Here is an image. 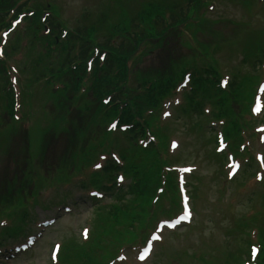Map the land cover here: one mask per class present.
Returning <instances> with one entry per match:
<instances>
[{"label": "rangeland", "instance_id": "1", "mask_svg": "<svg viewBox=\"0 0 264 264\" xmlns=\"http://www.w3.org/2000/svg\"><path fill=\"white\" fill-rule=\"evenodd\" d=\"M38 1L52 2L57 8L56 12L60 14L61 20L68 27L75 24L81 27L84 25L99 27L100 29L93 27L96 30L95 34L99 36L98 41L105 40L108 27L105 25L99 26L97 23L101 0ZM158 1L161 2V0H116L118 7L117 10L110 9V20L117 21L120 17L124 18L125 16H122L121 10L127 11L129 15L126 16L130 17L143 8L144 5L149 3L159 4ZM204 1L207 2V5L202 7L201 10L205 11L207 16L205 22L201 20L199 26L193 27V32L191 33L188 30L181 33V35H178V32L177 34L172 32L170 35L172 38L158 40L156 46L150 49L151 53H147L138 59L135 67L144 70L145 67L153 65L155 67H152V69H157L160 65V75L165 74L166 71L172 73L178 65L184 62L181 56H187L191 53V49L186 46L185 42H189L195 47V42L192 39L197 38L199 44L208 51L209 55L217 52L219 71L226 82L229 80V76L231 77V73L239 74L238 78L241 81L240 91L242 92L238 96L241 99L246 94L249 82L256 80V74L253 67H251L252 59L250 58L245 63L241 62L242 50L245 46L244 42L247 43L250 37H253V35L250 36L243 30H259V35L264 41V0H255L254 2L243 0V3L238 0ZM141 3L144 4L141 5ZM85 10H88L93 17H89V19L82 18L80 15ZM46 17L48 18V15ZM202 25L203 28H200ZM212 43L217 45L215 51H210L209 49V45ZM19 58L20 55H17L13 60H9L8 64L16 66V61ZM187 58L185 57L184 59ZM258 73L259 77L261 76L262 81H264V66L258 70ZM67 74H61L62 78L65 76L64 78L66 79L68 77ZM15 76L18 77V75ZM23 76L20 75L19 77L20 87H22ZM55 88L57 87L55 86ZM32 89L35 92H33L34 96L31 100L32 113L34 114L36 110L40 109V104H43L42 102L44 101L39 100L40 85H34ZM67 97H69V93L64 92L61 96L57 94L50 97L51 102H46L48 101L46 99L44 103V105L47 104L46 117L60 119V114H57V111L60 109L61 103H71V101L68 102L66 100ZM182 97V88L179 87L171 100L172 104L175 105L181 102ZM69 100H71V97H69ZM262 101L264 104V95ZM19 110L18 116L21 114V107ZM169 111L174 112V107L169 109ZM35 115H37V112H35ZM251 118L253 126L251 128L247 125L245 126L247 130L244 132L246 139L244 146L249 150L251 156L256 154L264 156V130L258 132L257 129H254L255 127L257 128L258 124L264 122L262 121L264 109L258 116ZM85 119L87 117L84 118L81 115L75 123V128L73 127L65 136L55 134L53 137L51 134L48 135L49 140L45 143L43 150H35L30 155L33 161L31 160L27 163V153L23 157L18 158L16 164H20L19 173L23 172L17 173L15 178L12 177L16 175V173H14L15 175L13 174L14 168H16L14 166L15 155L5 158L3 156L4 153H0V210L8 205L16 204L20 194L23 191H28L27 189L31 187L30 177H34L37 180L38 186L44 185L41 182H44L45 179L46 181H57L60 175L66 174L71 168L76 169L83 163V160L90 155L85 150L86 139L84 138L85 136L86 138L88 137L92 127L96 124V121H91L85 127L83 123ZM182 122L188 126L190 125V121L185 116L179 117L178 121L173 120L174 133H172L173 136L171 137L178 141L179 147L177 151L171 150L179 156L182 164L191 165L195 168L192 171L193 173L187 176L189 184L186 185L190 195L198 194L197 197H194L195 199H192L194 209L192 223L195 226L193 228L182 226L170 231L167 228L165 229V226H162L161 230H159L158 225L154 224L152 230L160 232V240L152 241L153 250L151 255L143 261L139 255V245H136V247H129L121 251L125 253V260H122L119 264H225V255L232 254L241 244L240 237H245L243 233L245 228L243 229L240 225L239 218L244 214L258 210L255 197L257 194L264 193V160L262 162L255 160L262 165L259 167L258 164H253L251 168V172L258 171V168H261L259 169L262 174L261 180L257 181L253 174V176H248L243 186H236L237 184L230 183L227 180L225 175L227 169L225 165H220L223 160H218L213 156V149L215 150L216 144L213 142L206 143L207 141L204 139L205 133L200 136L196 128L190 130V127H182ZM26 125L30 129L31 121L28 120V122L22 123L21 129L26 128ZM214 125H216L215 131L219 130L220 126H218V123ZM45 130L47 131L48 129ZM252 131L257 133L252 134ZM30 137L32 143L38 145L40 132H38L37 127L31 129ZM79 143L82 144V147ZM229 151L230 149L227 150L226 148L222 157L226 158L229 155ZM20 155L22 156V154ZM250 155L246 154V156L251 157ZM98 159L99 157L91 165L72 176L69 184H58L55 187L52 186L53 188L47 187L39 191L38 199L43 201V205H48L49 207L44 211L40 207L30 204L28 206L30 216L26 220L28 224L24 227L21 234H37L41 231L43 233L42 238L36 242L31 250L15 255L13 258L9 254L13 253V251L3 247L0 243V264H55L50 256V248L55 243L62 244L64 240L71 238L81 239L84 229L91 228L90 218L97 215L94 212V204L89 198L91 189H80L79 185L86 180L91 172L96 171L102 165L103 159ZM139 160L140 158H138V162ZM239 162L241 168L236 173L237 177L240 174L243 175L242 169L245 166L244 159L239 160ZM148 164L149 161L146 163L145 168ZM221 168L223 173H220ZM29 170H33L31 174ZM127 181L128 179L125 177L124 182L119 184L126 185ZM194 186L197 188L196 191ZM65 190L71 191L72 194L65 198L62 203H58L57 197L63 194ZM102 193L104 197L101 200L107 202L110 199L109 194ZM29 202L30 200L27 201L28 204ZM166 203L167 201L165 205ZM63 206H67L69 211L66 212L67 208H63ZM174 213L175 210L164 211L160 216L161 221L172 217ZM53 218H56L55 222L53 224L49 223V220ZM43 219L48 220V222L40 230L37 225H40ZM9 224L10 219L6 217L0 218V228L3 226L7 227ZM105 238L106 234L101 230L99 243L104 244ZM243 256L246 258V255Z\"/></svg>", "mask_w": 264, "mask_h": 264}, {"label": "trees", "instance_id": "2", "mask_svg": "<svg viewBox=\"0 0 264 264\" xmlns=\"http://www.w3.org/2000/svg\"><path fill=\"white\" fill-rule=\"evenodd\" d=\"M3 2H0V14L3 9L10 7L11 3H13L12 0H7ZM166 2H161L159 5H144L143 8L140 9L139 12L135 13L133 16H131L129 19L124 18L121 19V23L127 28L126 30H133L131 34H126V38L124 41H121L119 45L116 48L109 47L107 43L105 42L104 47L107 48V56L104 63V69L99 68L97 66V61L94 65L95 69L93 71V80L92 84L90 85V97L94 100L100 101L101 97L103 96V92H107L110 90L114 94V98L112 99L111 104H113V107L111 109L112 113L115 115L119 113L120 111V117L126 121L129 122L130 125L133 126V128H139L144 132L143 127L149 126V124L154 121V116L148 118L145 120V123L142 121L144 119V113L143 111L140 112L139 110V103L135 102V96L133 97H126L127 90L125 86L120 85V82L127 80V62L132 57V55L135 53L137 48L147 40L152 39L151 35L157 27L160 29V33L156 32L157 34H154V36L157 38L159 35L161 36L162 33H165V30H167L168 26H163L164 19L162 17V12L166 10H174L171 6H166ZM190 6V5H189ZM189 6H186V11L189 9ZM159 11V13H158ZM103 14L106 13L105 8L101 11ZM179 17L182 14V9L175 13L172 12L169 17L170 25H173L176 21L175 15ZM179 15V16H178ZM139 21L149 24V26L145 28H137L140 27ZM98 25L101 26L104 23V20L100 19L97 21ZM99 29V27L95 25L91 26H83L82 28H77V32L86 34L89 37H92V35L95 33V28ZM125 30V31H126ZM137 31V32H136ZM258 45L264 46V42H257ZM82 55L84 54V51L81 52ZM237 76L230 84V90L233 92V94L239 95L240 87H241V81L240 78ZM209 85H211V82H208ZM207 87V86H206ZM206 87L199 88V91L201 89V92L206 90ZM243 88V87H242ZM243 90V89H242ZM126 97V99H125ZM139 97V96H136ZM144 104H148V100L146 98H143ZM134 101V102H133ZM11 104H5L4 108L7 109L9 113H12ZM152 106V105H151ZM98 106L96 108L91 109V106L89 103H87L85 106H83L79 112L75 115V117L70 118L68 123L71 125L70 130H65V134L67 135L72 128H75V123L77 120H79V117H87L83 121L84 126L86 127L87 124L91 121H94L96 117V113L98 111ZM61 109V111H60ZM58 110V114H60V118L65 117V115L68 113L67 109L63 104H61V107ZM153 110H155V107H152ZM192 106L189 105L186 109V112L196 111V109H192ZM85 112V113H84ZM88 115H87V114ZM142 121V122H141ZM147 124V125H146ZM86 129V128H83ZM131 148V145H130ZM137 157L140 158L139 162L137 163L136 167H131V171L134 174V179L136 182V187H133L131 189V194L133 196L129 204H122L119 203L118 205L109 206V207H103V208H97L96 210V222L99 226H106L110 228L111 233H116L119 236V232L116 230V225L119 224L118 219H123L124 221H132L134 217L136 216H142L144 213H146V210L141 209L139 210L136 206H132L133 201L140 200L139 205H147L148 201L150 200L154 189L157 185H159V179L157 176L158 173V159L155 151L152 148H148L146 150H137L136 151ZM149 161V164L145 168L146 163ZM107 171V170H106ZM145 185V188L143 189V186ZM240 222V225L245 227V223L241 220H238ZM130 224V222L128 223ZM245 233V232H244ZM241 244L237 247L236 250L232 252V254H226L225 255V264H236L239 260V258L242 255L243 251V245L244 243H247V240L244 237H240ZM258 242H259V253L256 259V262L254 264H264V222L262 226L259 229V236H258ZM74 246V244H73ZM77 254H67L66 255V261L71 263H77L79 259H77ZM77 259V261H76Z\"/></svg>", "mask_w": 264, "mask_h": 264}, {"label": "snow or ice", "instance_id": "3", "mask_svg": "<svg viewBox=\"0 0 264 264\" xmlns=\"http://www.w3.org/2000/svg\"><path fill=\"white\" fill-rule=\"evenodd\" d=\"M155 238L159 239L160 237H159V236H157V237H155ZM140 258H141V259H143V256H141Z\"/></svg>", "mask_w": 264, "mask_h": 264}]
</instances>
